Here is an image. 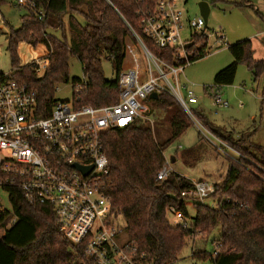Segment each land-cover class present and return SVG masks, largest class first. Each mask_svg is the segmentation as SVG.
<instances>
[{"label": "trees", "instance_id": "1", "mask_svg": "<svg viewBox=\"0 0 264 264\" xmlns=\"http://www.w3.org/2000/svg\"><path fill=\"white\" fill-rule=\"evenodd\" d=\"M45 16L40 19L37 10L23 7L19 28H11L7 49L13 66L12 76L33 89L38 101L51 110L55 85L58 82L75 84L79 77H70L69 60L76 57L83 67L87 84L79 93L73 92L77 107L105 106L118 101V75L126 58L128 40L135 41L134 33L142 35L136 10L141 0H36ZM2 0H0V6ZM243 1L236 3L243 6ZM262 16V15H261ZM263 17V16H262ZM264 19V17H263ZM55 33H59L57 36ZM149 49L168 63H183L173 50L159 49L143 36ZM205 34L193 37L187 48L190 62L206 56L205 46L195 48L205 40ZM26 42L34 47L45 45L50 60L42 75L32 63L20 67L17 46ZM233 56L231 64L219 70L213 85L204 86L211 97L222 94L223 85L234 83L238 66L245 63L254 79L264 73V59L254 57L251 39L228 44ZM111 61L117 77L108 80L103 71V60ZM262 95L264 97V88ZM156 114L169 124L170 135L158 142L153 125L141 119L125 128H113L102 138V146L109 160V173L102 190L110 199L112 210L122 222L125 232L137 247L136 258L147 264H168L181 254L195 236L205 241L216 229L219 233L211 242L219 250L216 256L204 249L193 248L192 258L209 264H264V147L243 138L224 135L213 126L205 111L197 107L195 116L212 134L230 145L241 155L234 160L220 153L215 155L225 162L223 174L213 181L217 206L212 207L194 200L195 215L190 228L174 224L168 213L171 205L190 217L188 198L182 191L193 186L191 178L174 171L164 180H156L166 158L164 153L193 122L177 101L168 94H160L150 101ZM199 133V145H204ZM196 146L176 151L171 161L184 165L198 161ZM262 167L259 169L250 162ZM13 212L0 216V264H93L85 253L84 245L71 243L60 232L53 206L30 204L21 193L12 197ZM13 219L15 221L13 222Z\"/></svg>", "mask_w": 264, "mask_h": 264}, {"label": "built area", "instance_id": "2", "mask_svg": "<svg viewBox=\"0 0 264 264\" xmlns=\"http://www.w3.org/2000/svg\"><path fill=\"white\" fill-rule=\"evenodd\" d=\"M141 2L136 15L142 35L134 33L135 41L126 44V55L132 56L134 64L118 75L117 103L77 107L73 98L56 100L44 115L46 108L33 89L13 78L12 73H0V216L13 212L12 197L18 193L30 204L53 206L60 232L71 243L84 245L93 264H146L136 258L137 247L129 241L102 190L109 173V160L102 146L104 134L113 128L128 127L136 120L149 119L147 101L153 100L152 93L173 97L202 131L194 113L198 97L180 74L190 63L187 44L204 33L206 21L202 15L187 16L178 0ZM17 3L36 9L40 19L45 16L36 0ZM185 28L191 32L189 39L182 35ZM143 36L159 49L173 50L183 63L172 65L153 53ZM141 57L147 64L143 70L139 68ZM32 64L36 73L42 75L50 64L48 54ZM87 80L84 76L73 84V92L79 93ZM228 106L222 94L213 96L216 114ZM207 134L224 152L222 144L228 147L227 144L214 134ZM165 158L156 180H164L174 172L169 158ZM214 192L212 182L193 180V186L181 195L204 202ZM5 196L9 207L4 204ZM168 213L174 224L190 228V217L182 210L171 205ZM218 250L215 247L212 256Z\"/></svg>", "mask_w": 264, "mask_h": 264}, {"label": "rangeland", "instance_id": "3", "mask_svg": "<svg viewBox=\"0 0 264 264\" xmlns=\"http://www.w3.org/2000/svg\"><path fill=\"white\" fill-rule=\"evenodd\" d=\"M242 0H178L179 6L184 9L187 16L194 17L200 15L199 3L207 2L210 5V14L208 17L207 28L204 31L205 40L197 42L195 48L199 49L205 46L206 56L186 65L184 73L180 74V79L187 81L189 87L198 97V104L195 107L202 108L209 121L213 126L219 127L224 135H231L234 139L243 138L250 143L264 147V97L262 95L264 88V75L258 80L254 79L253 74L249 71L245 63L238 66L235 81L231 85H223L221 93L229 106L222 108L219 113H215L213 107V97L206 94L204 86L213 85L215 74L231 64L233 56L227 49L228 44H233L239 40L251 39L249 35L257 33L253 24L255 22L264 24V19L254 9L249 11L247 8H241L236 3ZM25 13V9L20 7L17 0H2L0 6V73H11L14 69L11 62L10 53L7 49L8 34L11 28L17 29L21 25V16ZM261 17V18H260ZM260 18L261 20H259ZM222 28V32L220 30ZM60 36L59 33H55ZM184 39H189L191 32L185 28L182 31ZM224 36V38H221ZM130 42V39L128 40ZM48 49L41 44L36 47L20 42L17 46V54L20 67L28 65L36 59L42 58L48 54ZM259 54V53H258ZM134 62L130 54L126 55L122 70H128L133 66ZM105 77L108 80H115L117 73L113 63L107 59L102 63ZM147 66L146 60L141 57L139 62L140 70ZM70 77H84L83 67L76 57L69 60ZM119 91V90H118ZM54 97L56 100L69 101L73 97V84L70 82H58L55 85ZM150 106L145 122L153 125V131L158 142L165 141L170 135L169 124L156 114V110L150 101ZM212 133L207 127L202 125V131L196 125H191L186 133L177 139L165 152V156L169 158L173 171H179L193 180H205L213 183L219 174H223L225 170V162L215 155L214 149L230 156L234 160L239 158L241 153L230 145L224 146L225 151H221L217 147L219 143L212 137ZM199 133L205 138L201 147L199 145ZM207 134V136H206ZM213 138V139H212ZM212 139V140H211ZM196 146L199 160L192 164L184 165L178 160L176 164L171 161L176 151H181L189 147ZM219 146V145H218ZM223 157V156H221ZM255 167L262 169L255 162H250ZM5 198V205L9 207V202ZM207 205L217 206L216 198L209 197L204 200ZM190 220L195 215L193 200L187 201ZM219 233L216 229L205 241V238L199 235L195 236L194 241H189L182 250L178 259L168 264H209L207 261L193 259L192 249H204L207 253H212L215 245L211 240ZM147 264V263H146Z\"/></svg>", "mask_w": 264, "mask_h": 264}, {"label": "crops", "instance_id": "4", "mask_svg": "<svg viewBox=\"0 0 264 264\" xmlns=\"http://www.w3.org/2000/svg\"><path fill=\"white\" fill-rule=\"evenodd\" d=\"M242 1L244 3L243 4L244 8L249 9V11H253L255 9L260 15L264 17V0H242ZM243 6L240 7L243 8ZM249 7H253V10ZM260 18L258 19L261 20ZM253 25L256 28L257 33L255 35H249V37L252 38L253 47H254V57L256 59H264V24H260V23L257 24V22H255V24ZM220 30L222 32L223 29L220 28ZM262 75H264V73Z\"/></svg>", "mask_w": 264, "mask_h": 264}, {"label": "water", "instance_id": "5", "mask_svg": "<svg viewBox=\"0 0 264 264\" xmlns=\"http://www.w3.org/2000/svg\"><path fill=\"white\" fill-rule=\"evenodd\" d=\"M199 9H200V15H202L206 21V24L208 22V17H209V14H210V5L209 3L207 2H200L199 4ZM193 45V42H190L187 44V47H191ZM159 96L157 93H152L150 95V98L152 99H157Z\"/></svg>", "mask_w": 264, "mask_h": 264}]
</instances>
